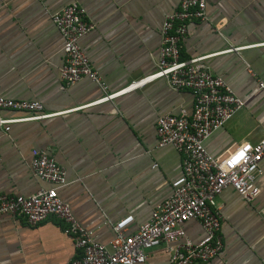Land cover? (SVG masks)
I'll list each match as a JSON object with an SVG mask.
<instances>
[{
  "label": "crops",
  "instance_id": "obj_1",
  "mask_svg": "<svg viewBox=\"0 0 264 264\" xmlns=\"http://www.w3.org/2000/svg\"><path fill=\"white\" fill-rule=\"evenodd\" d=\"M180 0H0V97L38 101L39 120L0 127V193L28 196L51 187L31 172L35 153L51 155L63 167L67 185L58 192L74 218L95 240L108 246L113 225L132 216L127 234L148 221L172 192L182 172V155L158 146L160 116L191 113L193 95L175 92L163 80L113 101L89 105L102 96L97 84L82 79L61 88L63 38L51 15L71 3L84 8L93 30L80 47L94 71L116 92L154 70L164 17ZM207 20L190 22L180 44V58L209 56L210 72L222 78L245 102L222 128L204 143L215 158L238 145L264 136V0H206ZM240 48L239 51H228ZM22 112L0 110V118ZM255 185L259 194L245 201L227 187L216 198L223 248L208 264H264V156ZM62 224L48 218L29 226L0 215V264H67L77 256ZM185 236L200 241L195 220L182 225ZM165 246L147 251L144 264H165Z\"/></svg>",
  "mask_w": 264,
  "mask_h": 264
},
{
  "label": "built area",
  "instance_id": "obj_2",
  "mask_svg": "<svg viewBox=\"0 0 264 264\" xmlns=\"http://www.w3.org/2000/svg\"><path fill=\"white\" fill-rule=\"evenodd\" d=\"M206 0H180L176 11L167 14L160 28V49L154 70L131 82L125 88L109 92L106 84L93 70L80 47V40L93 30L83 7L71 3L51 15V21L63 38V63L59 70L61 88L82 79L97 84L102 96L89 105L113 101L115 98L156 81L163 80L173 91L189 90L193 95L191 113L160 116L156 121L158 146H171L182 155L181 175L172 182L171 195L153 209L148 221L127 234L132 216L113 225L114 238L106 246L95 240L91 231L74 218L68 204L58 195L68 183L66 173L55 159L46 153H35L30 161L32 174L51 187L40 188L28 196L0 193V215H10L29 226L48 218L62 224V232L74 243L77 256L67 264H144L147 251L165 246V264H208L219 255L223 243L219 234L221 215L216 198L227 187L233 188L245 201L259 194L256 178L262 173L264 136L256 143L244 142L226 157H213L205 141L241 110L245 102L238 98L222 78L213 75L207 64L209 56L180 58V44L188 34L190 22H205ZM230 48L228 51H239ZM264 91V80H258ZM0 110L22 112L21 117L0 118V127L9 130L11 124L39 121L56 114L44 112L38 101L11 100L0 97ZM197 221L204 233L193 243L185 236L182 225Z\"/></svg>",
  "mask_w": 264,
  "mask_h": 264
}]
</instances>
